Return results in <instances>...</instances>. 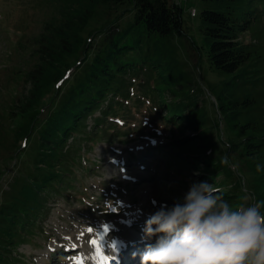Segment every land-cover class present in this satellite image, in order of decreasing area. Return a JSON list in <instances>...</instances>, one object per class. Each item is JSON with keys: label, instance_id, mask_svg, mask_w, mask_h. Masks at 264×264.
<instances>
[{"label": "rangeland", "instance_id": "obj_1", "mask_svg": "<svg viewBox=\"0 0 264 264\" xmlns=\"http://www.w3.org/2000/svg\"><path fill=\"white\" fill-rule=\"evenodd\" d=\"M176 1L184 8L187 35L172 43L175 60L172 71L188 75L193 81L190 91L184 93L187 96L185 101L193 98L194 109L202 112L205 130L214 144L211 155L224 161V169L220 167L213 178L212 175L203 178L201 173L205 170L200 165L206 164L192 161L184 164L174 157L181 153L179 148H172L177 143L175 138L186 141L195 132L186 128V133L179 135L178 129L165 120L166 109L162 104L154 103L164 97L170 101L176 95L167 91L164 96L166 87H153L151 72L134 74L130 89L124 96L117 97V113L108 115L107 121L98 127L93 118L101 117L102 110L97 109L79 134L68 141L71 152L76 155L74 174L69 177L71 182L50 197L46 213L34 222L31 229H26L24 239L17 238L20 242L14 248L17 260L13 263L77 264L84 256L86 263L93 264L88 260L100 254L99 246L108 244L109 250H113L116 241L127 245L123 257L131 252L139 254L147 243L142 240V229L148 216L160 204L171 205L182 199L195 181H207L214 186L216 183L223 193H231L235 189L231 184L241 182L237 188L243 190L242 204L259 201L255 190L260 186L255 177L256 161L250 157L244 159V137L232 128L235 123L240 126L243 121L241 118L235 122L230 120L231 112L239 113L238 109L231 103L225 105L228 111L222 110L214 95L228 76L211 70L206 48L199 49L191 38L199 46L205 43L200 27L201 11L210 4L206 0ZM84 2L0 0V199L10 190L21 166L19 156L25 148L24 137H18L16 131L23 122L20 102L36 93L28 81L30 71L40 64L39 50L43 44H47L62 27L65 18ZM259 7L264 11V2ZM191 8L197 9V17H191ZM131 11L129 4L118 5L109 0L97 5L87 28L80 31L84 36L82 41L89 38L90 45L97 44L107 24H127ZM258 23L241 38L264 53V17ZM85 48L89 49L88 46ZM84 54L85 51L80 52V56ZM164 64L169 66L168 61ZM50 69L48 65L43 72L47 81L51 77ZM74 72L75 67L65 78H72ZM260 90L258 98L262 102L264 83H261ZM107 103L103 105L108 106ZM259 110L261 115L264 114V108ZM181 160L189 159L185 156ZM227 170L229 176L225 175ZM104 225L109 227L108 230ZM134 236L141 237L133 241L139 243L128 245ZM93 240L97 243L93 244ZM83 250L95 255L86 258ZM137 260L135 257L133 264H140Z\"/></svg>", "mask_w": 264, "mask_h": 264}, {"label": "trees", "instance_id": "obj_2", "mask_svg": "<svg viewBox=\"0 0 264 264\" xmlns=\"http://www.w3.org/2000/svg\"><path fill=\"white\" fill-rule=\"evenodd\" d=\"M84 1L39 50L40 64L30 71L28 80L36 89L35 96L20 102L23 122L16 132L18 137H24L25 148L19 156L18 176L0 199V264H16L13 251L20 242L17 238L24 239L25 231L46 213L50 197L70 184L76 155L68 141L79 134L97 109L102 110L101 117L93 118L98 127L108 115L117 113V97L130 89L134 74L151 72L153 87H166L164 96L167 91L176 95L170 101L164 97L154 103L166 109L165 120L178 129L179 135H184L186 128L195 132L186 141L175 138L184 144L175 143L172 148H179L181 153L174 157L184 164H206L200 165L205 170L201 173L203 178H213L225 166L221 158L211 155L214 144L205 130L202 112L194 109L193 98L185 101L184 93L190 91L193 81L188 75L172 71L175 60L171 46L174 40L187 35L183 6L176 0H109L118 5L129 4L132 16L125 25L107 24L105 31L98 30L104 32L101 39L90 45L89 38L82 41L80 31L87 28L97 5L108 0ZM206 1L210 5L201 11L200 21L205 43L199 46L191 37L192 42L199 49L206 48L211 70L228 76L214 95L222 110L228 111L225 105L231 103L238 109L239 113L231 112L230 120L241 118L243 123H235L232 128L244 137V159L256 161L255 177L260 185L255 189L256 196L264 200V170L257 171V164L264 166V114L259 110L264 108V101L258 98L264 83V53L254 49L253 43L240 39L264 17L259 7L264 0ZM82 51L84 56H80ZM48 65L52 73L47 81L43 72ZM74 67L72 78L66 79ZM105 102L108 106L103 105ZM185 156L189 160H181ZM225 173L229 176V170ZM239 186L241 182L231 184L235 187L231 193H220L233 207L242 204L243 190Z\"/></svg>", "mask_w": 264, "mask_h": 264}, {"label": "clouds", "instance_id": "obj_3", "mask_svg": "<svg viewBox=\"0 0 264 264\" xmlns=\"http://www.w3.org/2000/svg\"><path fill=\"white\" fill-rule=\"evenodd\" d=\"M220 193L195 181L182 199L160 204L142 229L140 264H264V200L233 207ZM123 246L116 241L114 253Z\"/></svg>", "mask_w": 264, "mask_h": 264}, {"label": "bare ground", "instance_id": "obj_4", "mask_svg": "<svg viewBox=\"0 0 264 264\" xmlns=\"http://www.w3.org/2000/svg\"><path fill=\"white\" fill-rule=\"evenodd\" d=\"M193 11H194V9H192V15L194 16L195 14H196V11L193 13ZM103 226V225H102ZM102 236H105V235H102ZM141 237L140 236H138V237H136V236H134V239H129V242H128V245H129V243L131 244L132 243V245H134V244H136V243H139V241L138 242H134L133 243V241H137V240H139ZM102 241H104V239H102ZM101 241V244L102 243H104V242H102ZM116 243H114V245H115ZM100 247V249H102V247H104V253H103V255H104V257L102 256V255H100V256H95L96 257V259H97V261H98V263H100V262H103L106 258H109V256L112 254V251L114 250H109V247H108V244H107V246L105 247V246H99ZM144 247V246H143ZM106 251V252H105ZM83 252L85 253V250H83ZM142 252V251H141ZM84 253H81L82 255H84ZM133 253L134 252H131V253H128V254H126V256H124V259L125 260H127L126 262H128V264H133V262H134V258L135 257H137L138 258V260H140V255L137 253V255H133ZM86 255H87V252L85 253ZM85 255V256H86ZM122 256H123V254H122ZM84 256H82V258H83ZM93 258V257H92ZM94 259V258H93ZM85 260V259H84ZM137 260V261H138ZM95 262H96V260L94 261V264H95ZM124 263H125V261H124ZM135 263V262H134ZM85 264H88V262L86 263L85 262ZM104 264H106V263H104ZM108 264H114L112 261H110Z\"/></svg>", "mask_w": 264, "mask_h": 264}, {"label": "snow or ice", "instance_id": "obj_5", "mask_svg": "<svg viewBox=\"0 0 264 264\" xmlns=\"http://www.w3.org/2000/svg\"><path fill=\"white\" fill-rule=\"evenodd\" d=\"M105 229L108 230V226H107V225H105ZM88 231L91 232L92 229L89 228ZM91 242H92L93 244H96V243H97V241H95V240H93V241H91Z\"/></svg>", "mask_w": 264, "mask_h": 264}, {"label": "built area", "instance_id": "obj_6", "mask_svg": "<svg viewBox=\"0 0 264 264\" xmlns=\"http://www.w3.org/2000/svg\"><path fill=\"white\" fill-rule=\"evenodd\" d=\"M196 11V9H194L193 13Z\"/></svg>", "mask_w": 264, "mask_h": 264}]
</instances>
